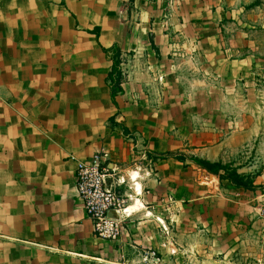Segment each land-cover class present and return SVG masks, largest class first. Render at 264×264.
<instances>
[{
    "label": "crops",
    "instance_id": "0c3cea01",
    "mask_svg": "<svg viewBox=\"0 0 264 264\" xmlns=\"http://www.w3.org/2000/svg\"><path fill=\"white\" fill-rule=\"evenodd\" d=\"M262 3L0 0V264H144L142 250L159 264H231L232 189L243 190L160 154L225 164L246 143L217 99L252 70ZM116 49L123 82L112 100ZM184 75L208 83L212 115L197 139L175 148L137 139L140 113L170 111L156 102L181 98L171 87ZM100 151L137 205L118 241L94 235L75 189L76 163Z\"/></svg>",
    "mask_w": 264,
    "mask_h": 264
},
{
    "label": "rangeland",
    "instance_id": "374dc122",
    "mask_svg": "<svg viewBox=\"0 0 264 264\" xmlns=\"http://www.w3.org/2000/svg\"><path fill=\"white\" fill-rule=\"evenodd\" d=\"M250 29L253 32L251 41L254 43L252 70L247 79L239 78L232 83L231 98L223 95L225 98L222 101L217 99V104L225 107L222 119L232 118L237 123L236 131L247 139L245 144L227 155L228 159L224 162L237 167L239 173L251 175L258 187L253 192L232 189L231 264H264V217L261 215L264 211V21ZM191 78L184 75V79L172 83L174 93H180L181 90V98H168L163 104L156 102L157 105L169 103L170 111L149 113L146 109L144 113L138 114L136 121L141 126L137 131V139L146 143L150 141L156 147L160 143L171 142L172 148L176 147L174 142L181 141L184 146L197 139L199 123L209 120L208 116L212 114L203 110L207 100L203 94L208 83L203 79L194 82ZM223 86L224 83L222 89ZM136 100L147 103L150 99ZM160 155L167 158L175 155V151L172 149ZM225 185L222 184V188L227 187ZM134 200L129 205H134ZM136 206L128 211L136 209Z\"/></svg>",
    "mask_w": 264,
    "mask_h": 264
},
{
    "label": "built area",
    "instance_id": "2783aa9c",
    "mask_svg": "<svg viewBox=\"0 0 264 264\" xmlns=\"http://www.w3.org/2000/svg\"><path fill=\"white\" fill-rule=\"evenodd\" d=\"M132 181V177H128ZM76 192L82 201L85 213L92 222L94 235L104 241L120 240L125 222L133 213L127 203L129 195L120 192L126 185L119 168L108 153H95L89 161H78L75 168ZM129 189V187H127ZM135 195L139 194L133 189ZM264 217V211L261 213ZM139 259L144 264H159L158 253L142 250Z\"/></svg>",
    "mask_w": 264,
    "mask_h": 264
},
{
    "label": "trees",
    "instance_id": "16d2710c",
    "mask_svg": "<svg viewBox=\"0 0 264 264\" xmlns=\"http://www.w3.org/2000/svg\"><path fill=\"white\" fill-rule=\"evenodd\" d=\"M119 66L120 53L116 49L112 56V67L107 76L110 86V97L112 100H114L117 94L122 92L121 85L123 82V77ZM113 121L114 117L110 118V122ZM168 158L182 162L188 160L194 165L196 170L204 172L209 176H214L218 181H226L235 189L248 192H253L258 189L251 175L238 173V169L233 167V165L231 166L230 164H222L221 162H210L194 156H184L178 154L170 155Z\"/></svg>",
    "mask_w": 264,
    "mask_h": 264
},
{
    "label": "bare ground",
    "instance_id": "6f19581e",
    "mask_svg": "<svg viewBox=\"0 0 264 264\" xmlns=\"http://www.w3.org/2000/svg\"><path fill=\"white\" fill-rule=\"evenodd\" d=\"M129 209H130V208H129ZM129 209H128V210H129Z\"/></svg>",
    "mask_w": 264,
    "mask_h": 264
}]
</instances>
